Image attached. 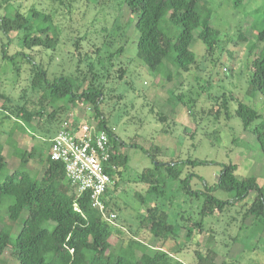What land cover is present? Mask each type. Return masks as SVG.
Returning <instances> with one entry per match:
<instances>
[{"label":"rangeland","instance_id":"obj_1","mask_svg":"<svg viewBox=\"0 0 264 264\" xmlns=\"http://www.w3.org/2000/svg\"><path fill=\"white\" fill-rule=\"evenodd\" d=\"M234 1L198 0V10L209 9L212 25L219 30L216 47L212 53H206L204 45L196 39L190 45L196 61L188 71H180L165 61L157 73L146 68L137 56L135 17L129 13L124 0H13L7 3L0 0V18L17 9L26 13L32 7L51 15L58 33L57 47L53 52L35 48L30 52L34 59L41 61L52 77L63 74L72 81L75 77L84 78V87L101 89L100 110L107 125L127 145L137 143L148 152L132 146L123 148L127 163L122 169L116 168V185L110 187L107 195L108 210L116 215L108 223L119 230L115 235L118 249L131 237L156 245L147 232L137 229L146 205L142 202L146 185L138 179L142 170L153 167L157 161L206 158L214 163H185L177 180L164 178L162 170L157 171L158 177L165 181L161 189L166 196L158 204L168 209L169 222L177 226V236L168 240L163 249L181 264H195V249L201 253L213 250L217 264H264V232L260 238H253L249 234L252 224H240L241 208L250 203L255 193L240 207L231 206L221 215L205 218L206 231L202 234L189 241L185 237L187 228L198 220L196 207L202 201L201 197L188 193L186 181L192 191L203 190L204 183L216 182L221 164L229 162L237 165L239 178L254 174L259 180L264 179V153L253 134L243 130L233 111L236 101L242 100L252 104L264 119V97L258 93L252 97L247 92L251 74L248 63L257 55L256 51L249 56V46L261 45L257 33L264 28V0H243L238 6ZM20 35V31L6 34L0 28V93L8 98L6 101L0 98V104L12 110L22 105L31 111H42L33 125H15L12 132L21 149H37V156L21 166L38 174L44 167L39 157L44 160L50 140L63 119L96 120L85 101L57 113L53 119L48 118L54 106L46 104L48 97L44 93L43 104L38 102L44 86L33 91L27 55L13 57L22 51ZM89 62L91 73L86 66ZM230 93L236 101H229L230 115L226 116L219 102L222 95L228 97ZM4 110L0 111V147L6 169L11 171L19 166L13 144L7 137L16 117L5 110L10 115L6 117ZM189 174L193 175L186 179ZM217 196L224 198L227 194L220 191ZM167 197H171L170 202ZM7 204H3L2 214L6 213ZM0 264L17 262L5 250L0 254Z\"/></svg>","mask_w":264,"mask_h":264},{"label":"trees","instance_id":"obj_2","mask_svg":"<svg viewBox=\"0 0 264 264\" xmlns=\"http://www.w3.org/2000/svg\"><path fill=\"white\" fill-rule=\"evenodd\" d=\"M9 1L13 0H3L5 3ZM242 1L235 0V6ZM124 4L135 17L137 56L150 71L158 73L164 62L170 61L177 69L186 72L196 61L195 54L190 49L194 40L201 41L206 53H212L218 43L220 33L212 25L210 10H198V0H124ZM0 28L6 34L20 31L22 51L14 53L13 57L27 55L33 91H39V86H44L38 96V102L43 104L44 93L48 97L46 104L54 106L53 111L48 114L49 119H53L59 112L69 110L70 106L85 101L91 107L97 128L108 136L111 145L110 161L117 170L124 168L127 163V156L123 153L126 146L139 148L148 154L147 150L137 143L127 145L116 135L113 128L107 125L100 110L103 99L101 89L91 85L84 87V78L75 77L72 81L63 74L52 77L48 68L41 61L34 59L30 52L35 48L53 52L57 47L58 33L50 14L33 7L26 13L17 9L13 14L5 13L0 18ZM257 41H261L260 46H249V56L255 55L256 51L257 55L248 63L251 66V74L247 92L252 97L256 93L264 97V28L257 33ZM86 66L91 73L90 62ZM0 98L3 101L8 100L1 93ZM230 100L236 101L231 93L228 97L222 95L219 102L226 116L230 115ZM3 109L16 117L12 125L13 130L7 137L13 144L19 166L11 171L6 169L1 146L0 254L9 250L17 264H181L163 249L168 240L177 236V226L169 222L168 209L163 207V204H158L159 200L166 196L165 190L161 189L165 181L161 176L158 177L157 171L162 170L164 178L177 180L185 163L209 164L214 163L213 160L202 158L184 162L171 159L169 163L157 161L153 167L143 169L138 179L146 185V192L142 197V202L146 205L145 212L140 214L137 229L147 232L156 245L150 246L131 237L118 249L115 245V235L119 230L112 228L101 214L90 206L88 193L76 194L65 177L62 163L50 160L49 151L44 160L39 157L44 163L41 173L32 174L29 168L21 166L37 156V149H21L12 138V132L15 125H33V120L39 118L42 111H31L22 105L12 110L4 103L0 104V111ZM5 110V116L10 117ZM233 111L243 130L253 134L257 146L264 153L262 114L252 104L242 100L236 101ZM236 171L235 163L221 164L216 182L212 185L204 183V189L200 191H192L188 188V181L185 182L189 194L202 198L196 207L198 220L187 228L186 241L206 231L203 225L205 218L221 215L231 209V206L240 207L252 193L255 195L250 203L244 209L241 208L240 224H252L249 234L253 238L261 237L264 232V179L259 180L254 174L239 178ZM115 172H109L112 178H115ZM192 175L189 174L186 179ZM220 191L227 196L219 198L217 193ZM139 198L141 200V197ZM170 198H166L168 202ZM148 199L149 201H146ZM7 202L4 208L6 213L2 214V206ZM105 205L108 206L107 198ZM14 227H18L15 232ZM208 230L211 228L208 227ZM194 253L195 264H217L213 250L201 253L195 249Z\"/></svg>","mask_w":264,"mask_h":264},{"label":"built area","instance_id":"obj_3","mask_svg":"<svg viewBox=\"0 0 264 264\" xmlns=\"http://www.w3.org/2000/svg\"><path fill=\"white\" fill-rule=\"evenodd\" d=\"M49 158L62 163L65 177L76 194L88 193L90 206L105 221L111 222L115 218L105 200L115 182L109 172H115L116 166L110 161L108 136L97 128L96 121L64 120L50 140Z\"/></svg>","mask_w":264,"mask_h":264}]
</instances>
